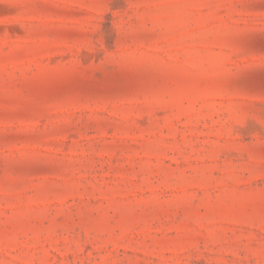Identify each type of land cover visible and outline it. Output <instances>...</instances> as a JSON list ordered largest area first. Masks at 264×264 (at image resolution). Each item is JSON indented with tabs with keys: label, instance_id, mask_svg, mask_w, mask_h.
<instances>
[{
	"label": "rangeland",
	"instance_id": "rangeland-1",
	"mask_svg": "<svg viewBox=\"0 0 264 264\" xmlns=\"http://www.w3.org/2000/svg\"><path fill=\"white\" fill-rule=\"evenodd\" d=\"M0 264H264V0H0Z\"/></svg>",
	"mask_w": 264,
	"mask_h": 264
}]
</instances>
